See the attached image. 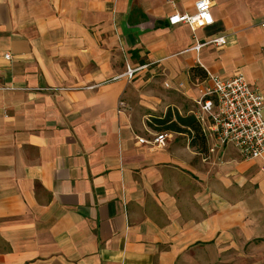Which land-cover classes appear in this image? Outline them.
<instances>
[{"label": "crops", "instance_id": "obj_1", "mask_svg": "<svg viewBox=\"0 0 264 264\" xmlns=\"http://www.w3.org/2000/svg\"><path fill=\"white\" fill-rule=\"evenodd\" d=\"M196 1L0 0V264H264V159L198 118L209 75L264 98V0Z\"/></svg>", "mask_w": 264, "mask_h": 264}, {"label": "built area", "instance_id": "obj_2", "mask_svg": "<svg viewBox=\"0 0 264 264\" xmlns=\"http://www.w3.org/2000/svg\"><path fill=\"white\" fill-rule=\"evenodd\" d=\"M212 5L213 0H197L195 13H176L169 18V24H188L193 31L211 26L214 24ZM208 44L223 47L227 44V37H216L204 44H197L194 49L199 51L202 46ZM5 58L11 59V55L6 54ZM140 70L142 68L129 66L125 75L132 79ZM209 79L212 86L199 102L201 114L198 118L202 123H205V117L211 121L209 132L216 141L211 152L219 147L233 145L245 159H264V98L249 86L243 74L231 79L209 75ZM168 138L169 134L160 133L150 140L139 139V142L149 145L152 149H161L166 146Z\"/></svg>", "mask_w": 264, "mask_h": 264}, {"label": "trees", "instance_id": "obj_3", "mask_svg": "<svg viewBox=\"0 0 264 264\" xmlns=\"http://www.w3.org/2000/svg\"><path fill=\"white\" fill-rule=\"evenodd\" d=\"M198 70H199V68H193L191 70V75L193 78H197L198 76H202V74H199ZM202 77H205V74Z\"/></svg>", "mask_w": 264, "mask_h": 264}]
</instances>
